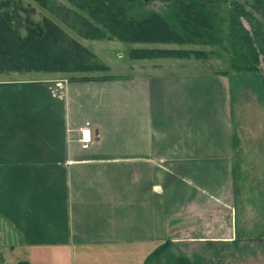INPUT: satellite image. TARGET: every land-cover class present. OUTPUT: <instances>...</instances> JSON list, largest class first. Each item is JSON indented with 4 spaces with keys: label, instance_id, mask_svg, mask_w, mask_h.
I'll return each mask as SVG.
<instances>
[{
    "label": "crops",
    "instance_id": "crops-1",
    "mask_svg": "<svg viewBox=\"0 0 264 264\" xmlns=\"http://www.w3.org/2000/svg\"><path fill=\"white\" fill-rule=\"evenodd\" d=\"M150 74L0 81L13 88L11 114L0 119L6 235L57 254L144 242H154L153 251L182 217L198 210L203 220L228 208L226 197L206 193L235 146L244 155L229 84L242 74ZM85 126L93 142L82 149Z\"/></svg>",
    "mask_w": 264,
    "mask_h": 264
},
{
    "label": "rangeland",
    "instance_id": "rangeland-1",
    "mask_svg": "<svg viewBox=\"0 0 264 264\" xmlns=\"http://www.w3.org/2000/svg\"><path fill=\"white\" fill-rule=\"evenodd\" d=\"M19 1L28 10L20 12L21 18L29 16L33 22L41 23L43 18L48 17L57 23L69 38L75 39L94 53L96 62L108 66L109 70L93 74L11 70L0 73V81L3 82L15 84L18 81H34L46 76L65 77L67 80L73 76L126 78L133 73L151 71L155 74H150V77L156 78L214 74L216 71L229 70L228 54L206 46L127 45L118 41H87L59 20V10L55 9L56 11L51 13L32 0ZM232 1L234 0H226L227 3L221 7L231 8ZM54 3L72 8L66 0H54ZM162 8L163 4L158 1H151L147 6V9L154 11H161ZM31 9L34 12L31 13ZM254 15L257 19H263L258 13ZM243 23L246 27L249 26L246 22ZM21 32L26 33L23 28ZM132 48L186 49L208 52V55L206 58L189 60L135 61L128 57ZM175 62L182 65H175ZM244 75L247 74L229 81L233 134L241 142L244 155L238 156L239 149L235 146L233 155L227 160V167L223 166L224 171L219 173L218 183L206 193L207 196L212 195L213 199L226 197L220 202L228 208L223 212L216 210L211 216L203 215V220H200L198 210L189 213L173 224L169 235L171 253L175 256L183 255L192 264H264V78L258 74ZM12 93V87L0 86V119L4 113L11 114ZM249 97L252 98L250 102ZM239 122L242 125H238ZM4 229L0 222V264H18L25 261L29 264H143L149 251L155 247L151 246L154 242H144L142 245L111 250L102 248L73 253L70 249L67 254H57L49 251L45 245L34 251L33 246H24L21 238L14 241L10 233L6 235ZM67 257L69 262H65ZM166 263L163 258L156 264Z\"/></svg>",
    "mask_w": 264,
    "mask_h": 264
},
{
    "label": "trees",
    "instance_id": "trees-1",
    "mask_svg": "<svg viewBox=\"0 0 264 264\" xmlns=\"http://www.w3.org/2000/svg\"><path fill=\"white\" fill-rule=\"evenodd\" d=\"M32 1L51 13L59 10V20L87 41L201 45L226 52L229 70L234 74L264 72V0H234L228 9L221 7L226 0H66L72 8L54 0ZM151 1L162 3V10L147 9ZM22 11L28 10L19 0L0 2V73L34 70L93 74L109 70L108 66L96 62L94 53L69 38L57 23L48 17L41 23L33 22L29 16L23 19ZM255 13L263 19H257ZM22 28L26 33L21 32ZM207 55L203 51L160 48H132L128 53L135 61L189 60ZM100 78L73 76L68 80ZM171 246L170 240L159 244L143 264H156L163 258L166 264H192L183 255L172 254Z\"/></svg>",
    "mask_w": 264,
    "mask_h": 264
},
{
    "label": "built area",
    "instance_id": "built-area-1",
    "mask_svg": "<svg viewBox=\"0 0 264 264\" xmlns=\"http://www.w3.org/2000/svg\"><path fill=\"white\" fill-rule=\"evenodd\" d=\"M79 144L82 149H87L92 144L91 131L88 126L80 128Z\"/></svg>",
    "mask_w": 264,
    "mask_h": 264
}]
</instances>
